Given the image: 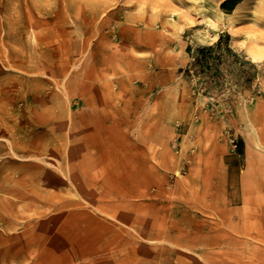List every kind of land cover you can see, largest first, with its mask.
Listing matches in <instances>:
<instances>
[{"label": "rangeland", "instance_id": "374dc122", "mask_svg": "<svg viewBox=\"0 0 264 264\" xmlns=\"http://www.w3.org/2000/svg\"><path fill=\"white\" fill-rule=\"evenodd\" d=\"M264 0H0V264H264Z\"/></svg>", "mask_w": 264, "mask_h": 264}, {"label": "bare ground", "instance_id": "6f19581e", "mask_svg": "<svg viewBox=\"0 0 264 264\" xmlns=\"http://www.w3.org/2000/svg\"><path fill=\"white\" fill-rule=\"evenodd\" d=\"M247 50L253 60L261 61L264 59V49L256 47L255 45H249L247 46Z\"/></svg>", "mask_w": 264, "mask_h": 264}]
</instances>
